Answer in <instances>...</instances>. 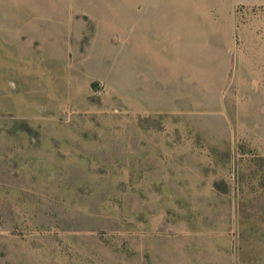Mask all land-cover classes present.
<instances>
[{
	"label": "rangeland",
	"instance_id": "374dc122",
	"mask_svg": "<svg viewBox=\"0 0 264 264\" xmlns=\"http://www.w3.org/2000/svg\"><path fill=\"white\" fill-rule=\"evenodd\" d=\"M0 264H264V0H0Z\"/></svg>",
	"mask_w": 264,
	"mask_h": 264
}]
</instances>
